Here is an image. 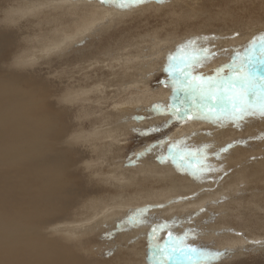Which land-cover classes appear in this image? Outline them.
Wrapping results in <instances>:
<instances>
[{
  "label": "rangeland",
  "instance_id": "1",
  "mask_svg": "<svg viewBox=\"0 0 264 264\" xmlns=\"http://www.w3.org/2000/svg\"><path fill=\"white\" fill-rule=\"evenodd\" d=\"M18 1L20 2V0H0V30L9 36H13L17 32L23 33L20 39L23 38V42L28 43L29 46L28 37L32 30L39 31L41 28L42 31L43 27L41 25L39 27V23L37 25H32V23L44 21L45 18L39 17L35 19L36 21L28 19L20 24H4L3 22H6L4 17H7L9 12L12 13ZM86 1L90 4L93 0ZM96 1L101 3V6L120 3V0H107L106 3H102L101 0ZM202 1L204 2L202 6L205 7L203 15L197 14L199 17L190 15L193 20L190 21L187 18V22L184 21L185 24H180L176 19L178 15H171V17L162 15L161 17L159 12H163L166 10L165 7L168 8L173 4V6L182 5L183 0H146L142 5L149 6L147 13L140 14L139 17L126 13L130 17L117 20V24L115 22L108 26H102L103 30L99 36L94 32L91 37L88 36L89 38L82 40H76L77 36L84 31L79 29L80 26H76L77 23L79 24L77 22L78 7L71 8L72 11L67 6L65 7L67 2L63 3L64 1H60L63 4L59 7H51L49 4L48 11L55 10L58 18L56 15H52V18L49 17V26L44 27L43 35L55 43L65 40L64 46L68 45L69 47L63 50H54L51 46V55L44 59L38 57V60L26 68L19 66L16 61L18 58L16 55L23 49H15L14 46H11V53L16 50L13 54L15 57L12 56V59L10 57L1 58L0 72L20 75L28 79L34 76L39 82L47 84L48 94L52 95H47L45 98L47 106L50 110L57 111L56 113L61 117L64 114L61 121L64 123L65 133L61 143L66 150L74 155L71 178L74 179L78 190L75 192L74 199L70 200L69 211L62 213L59 219H56L59 222L53 224L51 221L44 228L57 226L62 229L63 231L59 229L57 231L56 227L52 232L54 234L55 231L56 234L62 232L63 235L60 234L62 239H65L63 236L68 239L65 240L66 242L64 241L65 244L72 248L75 255H79L78 257L81 259H87L90 264H152L154 255L158 254V249L149 246L147 238H133L132 242L126 243L120 238L122 234L115 235L116 232L112 229H108V234L106 226L108 222L103 224L98 231L93 228L85 231L83 239L81 234L73 235L67 232L73 227L79 229L82 225L84 226V223L78 224V222L85 219L89 220L85 222V225L92 223L95 217L92 216L90 209L95 199L98 200L100 197L106 199L107 202L114 195H121L126 199L132 197L133 200L129 206L138 204L136 201L143 205L145 203L151 205L150 207L147 205L148 208L141 207V210L146 209L143 223L147 222L150 227L158 228L156 243L160 248H166L168 255L174 257V259L167 260V264H190V261L181 257L179 251H173L174 247H182L188 243L205 254L202 257L193 256V260H196L198 264L200 260H203L204 264H264V118H261L257 113L256 116L232 124L225 130L223 128L229 126L228 122L218 123L222 125V128H219V134H210L214 130L208 127L210 125H206L209 121L189 119L188 117L177 121L175 118L169 119L166 114L169 104L180 103L179 100L173 101L172 90L165 83L167 73L163 69L168 65L170 55L175 57L172 64L176 67L178 76L185 70L184 62L192 64L193 57L202 61L195 65L194 75L228 76L231 72L224 66L233 63L234 59L237 64L241 60L247 64L248 61L244 58L251 50L252 63L248 67L255 72L256 76L264 77V64L259 63L260 56L257 55L258 52L261 54V37H264V0H233V2L232 0H200L199 4ZM163 2H166L163 11L158 10L157 12L156 7ZM78 5L81 6V4ZM60 7H65L66 12ZM83 7L85 6L83 5ZM104 8L103 11L111 10ZM119 8V13L130 10L120 6ZM224 9L226 11L230 9L232 13L221 15L219 12L225 11ZM48 15L49 13L46 17ZM215 17H218L219 20L215 21ZM99 19L103 18L99 17ZM102 21L105 22L104 19ZM89 23H93L92 27L101 25L99 21H92L88 22L86 26ZM202 23L208 29L201 26ZM81 25L83 24L81 23ZM193 27L200 30L199 33L205 31L204 41L208 40L206 36L211 34H213L211 38L215 37L212 41L208 40L210 44L206 47L207 52L195 53L196 48L199 50V46L195 45L196 42L187 45L188 41H183L186 38L189 40L188 34L191 36L193 31L195 34L197 33ZM78 29L79 31H77ZM88 30H92V28H88ZM218 37L220 38L218 39ZM71 38H74L72 42ZM164 40L171 45L177 41L183 46L181 45L182 48L179 46L180 50L177 52V45L173 44L176 47L172 46L171 48L166 44L164 47ZM16 41L14 37L13 43H17L20 48L26 45V43ZM204 41L201 50L204 49ZM253 41H255L254 45ZM237 53H239V57ZM217 69H222V71L217 72ZM86 90L92 91L89 92L88 99L86 95L78 96V92ZM179 95L181 99H186L183 93ZM126 103L136 106L134 111L144 113L138 115L124 111L122 115H118V118L114 117L115 107L125 106ZM108 121H111L109 124L113 125L118 122L123 124L122 127L114 131L118 136L112 140V146L109 148L105 146L108 140L105 136H99L95 141H92V138H87L97 130L106 129ZM152 126H156L157 130L145 134ZM222 130L225 132L222 133ZM202 135H207V137L203 138ZM212 135L215 136L213 140L211 139ZM191 138H196V142H189V140H193ZM194 143L218 145L217 150L219 151L212 148H199L200 145L195 146ZM154 145L155 147H153ZM94 146L97 150H94ZM170 149L184 155V160H180L178 157L177 164L180 165V162L187 161L188 164L183 168L189 166L188 169H192L193 166L195 169L199 168L198 156L202 158L203 151L209 152L212 156L210 164L215 171L205 174L203 179H193L190 176L191 171L182 172L180 167L170 166L171 159L163 163L158 159L160 156H169ZM100 150L101 153H99ZM91 153L93 154L91 155ZM95 154H97L96 157ZM218 154L229 156L221 160L222 167L218 161L213 160L218 157ZM227 159L230 160V162L228 160L230 164L227 162L224 164V160ZM117 164L121 166L120 169L115 166ZM146 164L159 167L157 170L167 166L171 172L157 173L154 171L151 176H145L137 170ZM259 166L262 168L260 169ZM122 169L127 172L119 174ZM113 172H116L117 175L123 174L121 177H124L129 185H119L118 183L114 185V182L111 184ZM108 178H110V182ZM117 185H119V189ZM229 187H233L232 192L228 191ZM148 194L154 196L147 198ZM227 196L229 198H225ZM119 202L121 201L119 200ZM169 202L172 203L169 204ZM125 203L128 204V201ZM132 209L137 210V208ZM138 212L132 213L133 216ZM199 213L200 215H198ZM184 216L188 218L185 219ZM149 226L146 227V231H150ZM142 227L144 228V225ZM221 229L222 231H219ZM214 231L216 232L213 233ZM45 232L48 235L49 232ZM96 232L105 236L102 238ZM169 232H171V238H169ZM56 234L54 235L55 239L59 240L60 244L63 243V240L59 238L60 235L56 237ZM112 240L113 244L111 245Z\"/></svg>",
  "mask_w": 264,
  "mask_h": 264
},
{
  "label": "bare ground",
  "instance_id": "2",
  "mask_svg": "<svg viewBox=\"0 0 264 264\" xmlns=\"http://www.w3.org/2000/svg\"><path fill=\"white\" fill-rule=\"evenodd\" d=\"M60 1H64L63 3L67 2L68 5L66 3L65 7L67 6L69 9H71L73 7H75V8L78 7L77 22H79V24L77 23L76 26L77 27L80 26L79 29L84 30V31L82 33H80L81 35L77 36V39L75 38L76 36H74V38L76 40L87 39V37L88 36L91 37V35L94 32H95L94 33L95 35L99 36L101 30H103L102 26H108V25H111V23H115V22H116L115 24H117L118 23L117 20L118 21L124 20V19L130 17V16L126 15V13H131V14L139 17L140 14L142 15L145 12L147 13V10L149 8V6L144 7V5H142V4L131 5V6H125L126 9H130L128 12L119 13L120 12V8H119L120 3L119 4L116 3V4H112V5L107 4V6H101V3H99L96 0H93V1L90 0L91 1L90 4L87 3L86 0H58V1L57 0H20V2L18 1L17 5L12 10V13L9 12L7 17H4L6 19V22H3V23L4 24H6V23L20 24L23 21L26 22V20H28V19L35 20L39 17L43 18V19L45 18L44 21L37 22L35 20L36 22L32 23V25H37L39 23V25H38L39 27H40V25L43 26L42 31H41V28L39 29V31L38 30H36V31L32 30L31 35L28 37L29 46H28V43L25 42L26 45L23 48H20L17 43L16 44H15V42L13 43V39L15 37V39L17 41L24 43L23 38L20 39L22 37L23 33L17 32V34H14L13 36H9L0 30V61H1V58L10 57L12 59V56L16 50L11 53V46L12 47L14 46L15 49H23L21 53L16 55V56H18V58L16 59L17 64L19 66H22L23 68H26V66H29L31 63L33 64L34 61L38 60V57L42 58V59L47 58L49 55H51V48L52 47L54 50L67 49L69 46L68 45H66L67 47L64 46L65 40H61V42L55 43V42H51L50 38L43 35L44 27L49 26V24H48L49 17H51L52 15H56L55 10L52 9V11L49 12L48 7L49 6L59 7L60 5L62 6L63 3H61ZM199 1L200 0H187V2H186V0H183L184 3L182 2L183 3L182 5L176 4L175 6H173L174 5L173 4V5L169 6L168 8L165 7L166 10H164V11H163V9H164V5L166 4V2H163L162 4L157 6L155 10H157V12H158V10L163 11V12H159V15L161 17H162V15H164V17H171V15H174V16L178 15L176 17L177 22L178 23L180 22V24H185L187 22L186 21L187 18H188V20L191 21L192 18L190 17V15H197V14L203 15V11H204L205 7L202 6V3L204 5V2L202 1L201 4H199ZM234 1H236V0H234ZM232 2H233V0H232ZM78 4H81V6H79ZM82 4L85 7H83ZM110 6H112V7H110ZM217 6L219 7V5H217ZM97 7H99L100 9ZM60 8H62L64 10V12H66L63 7H60ZM103 8L104 9L110 8L111 10L110 11L109 10L103 11L102 10ZM135 9H138V10H135ZM224 10L225 11H220L219 13H221V15H223L224 13H227L226 15H228V13H232L230 11V9H228L227 11H226V9H224ZM213 12H215V11H213ZM245 12H247V11H245ZM48 13H49V15H48V17H46V15ZM219 13H217V14H219ZM197 16L199 17V15H197ZM99 17H102L105 22L102 21L103 19H99ZM200 17H201V15H200ZM228 17H230V16H228ZM56 18H58L57 15H56ZM215 18H216L215 21L219 20L218 17H215ZM92 21H97V22L99 21V22H101V25H99L97 27L96 26L92 27L93 23L92 24L89 23V25L86 26V24H88V22H92ZM184 21H186V22H184ZM190 21H188V22H190ZM85 22H87V23L85 24ZM72 23H74V22H72ZM81 23L84 26L81 25ZM213 23H211V24H213ZM38 26H36V27L39 28ZM201 26H205V25H203V23H202ZM77 27H76V29H77ZM88 28L89 29L92 28V30H88ZM76 29H75V31H76ZM79 29L77 31H79ZM194 30H196V29L194 28ZM191 31H193V30H191ZM195 32H197V33L195 34L193 31L194 34L192 33L191 36H190V34H188V36H189V40H195L196 41L195 45L199 46V50H197V48H196L194 52L195 53L197 52L198 54H200L201 51L207 50L206 47L208 44H210L208 40L212 41V39H215V37L211 38V35L213 36V34H211L210 36H206L208 40L204 41V39H205L204 36L206 34L205 31L203 33H199L200 30H196ZM56 35H58V33H56ZM26 37H27V35H26ZM74 38H71V40L70 39L69 40L72 42V40ZM154 38H155V36H154ZM197 38H199V39H197ZM219 38L220 37H218V39ZM28 39H26L27 42H28ZM189 40H187V38H186L183 41H186V42L188 41L187 45H190L191 43H189ZM203 41H204V49L202 48V50H201V46L203 44ZM160 43H162V42L160 41ZM48 44H51V45H48ZM156 44L158 45V43H156ZM166 44H167V42L164 40L163 46L165 47ZM173 44L178 46L177 52H179V50H180L179 46H181L182 43H178L177 41H174ZM173 44L171 45L170 43H168L166 46L170 45L169 47L172 48V46H175ZM195 45H194V47H195ZM182 46H181V48H182ZM253 51L255 52V50H253ZM205 52H207V51H205ZM258 53L260 54V52H258ZM258 53H257V55L259 57L260 55ZM54 55H55V53H54ZM13 57H15V56H13ZM128 57H130V56H128ZM9 61H8V63H9ZM206 61H207V59H206ZM18 65H16V66H18ZM4 74L5 73L0 72V264H90L87 259H85V258L81 259L78 257L79 255H75V252L72 250V248H70L69 246H67L65 244V242L68 239L66 238V236H63V237H65V239H62V236H61V235H63L62 232L56 234V231H55V234H56V237L61 234L60 235L61 237L59 236V238H61L63 240L62 241L63 243L60 244L58 242L59 240L57 241V239H55V236H54L55 234L52 231L57 226L44 228L45 226H48L51 223V221L53 224L56 222H59V220L57 221L56 219H59V217L62 215V213H66L67 211H69L68 208H69V206H71L70 200H71V198L74 199L75 192H77V190H78L77 185L74 182V179L71 178V174L73 171V165L72 164H73L74 155L72 153H70L68 150H66L65 146H63L61 143V141L63 139V135L65 133L64 123L61 121V118L64 116V114L61 117L60 115H58L56 113L57 111L54 112V111L49 109V106H47L48 103L45 101V98L47 97V95L52 96V95L48 94L47 88H49V87L47 86V84L45 85V84L39 82L36 78H34V76H31L30 79H28V78H24V77H22L20 75H16V74H14V75H9L8 73H6L5 75ZM89 92L91 93L92 91L86 90L85 92H81V93L78 92L79 93L78 96H85L86 95V97H87L89 95ZM88 98L89 97H87V99ZM60 99H62V98H60ZM136 100H138V99H136ZM158 100H159V98L157 99V101ZM126 104H125V106L120 105L118 108L115 107L116 105L114 106L115 110H116L114 117L117 116V118H118V115H122L124 111L125 112L129 111L131 114H138V115H142L144 113V112L141 113L140 111L136 112V111H134V109H136V106L130 105V103L127 105ZM52 107H53V105H52ZM79 109H80V107H79ZM60 110H61V108H60ZM60 110H59V112H60ZM65 110H67V108H65ZM115 110H114V112H115ZM137 110H138V108H137ZM61 111H63V110H61ZM77 111H78V109L76 110V112ZM64 113L66 114V111ZM67 116H68V113H67ZM67 116H66V118H67ZM127 116H129V115H127ZM74 117H75V115H74ZM76 117H77V115H76ZM78 118H80V117H78ZM114 121H116V120H114ZM110 122L108 121V126H106L107 127L106 129H104L102 131L97 130L93 134L88 135L87 138H92V141H95L97 137H99V136L104 137L105 136V138L108 139L105 146L108 148H109V146L111 147L112 146L111 145L112 140L116 139L118 136L116 134V132H114V131L117 128L122 127L123 124L122 123L120 124L117 121L118 123L115 124L113 122L114 123V125H113V124H109ZM228 124H229V126H225V128H223L224 130L227 129L228 127L230 128V125H232L233 123L228 122ZM206 125H210L208 127L212 128L214 130L213 133H210V134H215V133L219 134V132H220L219 128H222V125H219L218 123L214 124V123L208 122V123H206ZM223 132H225V131L222 130V133ZM226 132H227V130H226ZM207 135H202V136L204 138V137H207ZM197 138L200 139L201 137L200 138L197 137ZM213 138H215V136L212 135L211 139L213 140ZM191 139H193V138H191ZM211 139H209V140H211ZM90 141H91V139H90ZM189 142H196V138H194L193 140H189ZM88 143H89V141H88ZM86 144H87V142H86ZM178 144L180 145L181 143H178ZM188 144L191 145V143H188ZM194 144H196V143H194ZM198 145H200L199 148H201V147L207 148V149L212 148V149H215L216 151H219V150H217V148H219L218 145H208L206 143H204V144L203 143L202 144L197 143L195 146H198ZM205 146H207V147H205ZM94 150H97L96 147L94 148ZM152 151H154V150H152ZM203 152L204 153H202V155L200 154L202 156V158L199 156L197 158L198 161L200 160L198 165H200L202 162H207V163L212 162V161H210L212 159L211 153L206 152V151H203ZM99 153H101V150ZM147 153L149 154V152H147ZM217 153H219V152H217ZM92 154L93 153H91V155ZM194 154H196V153H194ZM94 156L96 157L97 154H95ZM102 156H104V155H102ZM195 156H197V155H195ZM205 156L207 157L206 161H204ZM228 157L229 156L226 154H224V155L218 154V157H216V159H213V160L218 161V164H220V167H222L221 160L228 158ZM201 160H202V162H201ZM228 160L229 159L224 160V164L226 162L228 163ZM86 162H87V160H86ZM229 162H230V160H229ZM181 163L184 165H182ZM197 163H196V165H197ZM187 164H188L187 161L184 163L180 162V165H178L177 163L170 162V166H173V167L175 166V168L180 167L182 172H189V171L195 169V168H193L195 166H193L192 169H188L189 166L188 167L186 166L187 168H183V166H185ZM228 164H230V163H228ZM115 166L118 167L119 169L121 168V166L119 164H117ZM157 168H159V167L146 164V166L140 167V169H138L137 171L140 172L142 175H145V176H147V175L151 176L152 172H154V171L157 173H160V172L161 173H167V172L170 173L171 172L170 169L167 168V166H163V168H160V170H157ZM261 168L262 167H260V169ZM254 171L255 170H253V172ZM124 172H127V171L122 169L119 172V174L124 173ZM121 175L123 176V174H121ZM121 175H117L116 172L115 173L113 172V174H111L112 181L110 180V178H108V181L109 182L111 181L110 182L111 184L114 182L113 183L114 185L117 183L119 185H124V184L129 185V183H127V181L124 179V177H121ZM117 176H120V177H117ZM180 177L183 178L182 176H180ZM191 178H193V177L191 176ZM75 180H76V178H75ZM77 181H78V179H77ZM108 181H107V183H108ZM119 185H117L118 187L116 186L118 189H119ZM83 187H84V185H83ZM234 187H237V186H234ZM86 188H87V186H86ZM232 190H233V187L228 188L229 192H232ZM226 191H227V189H226ZM83 192H85V190ZM92 193H94V192H92ZM82 195H84V194H82ZM153 196L148 194L147 198H152ZM230 196H232V195H230ZM82 197H84V196H82ZM210 198L212 199V197H210ZM225 198H229V196H227ZM76 199L79 200V198H76ZM231 199H232V197H231ZM119 200L121 202H119ZM132 200H133L132 197H130L129 199H126V197L123 198L121 195H114L113 197H110V199H108V201L106 202V199L99 197L98 200L95 199V201L93 202L92 207L90 209V211L92 212V216L95 217L92 220V223H88V224L86 223V225H87L86 226L85 222H87L89 220L85 219L82 222H78V224L84 223V226L82 225L83 228L80 227L79 229H77L76 227H73L70 230H68L67 232H70L73 235L77 234V233L81 234V237L83 239V235H84L85 231L92 229V228H93V230L96 229L98 231L103 224L108 222L106 225L108 227L107 233H108V229H112L113 231L116 232V234L114 233L115 235L122 234L120 238L124 242L126 241V243L132 242L133 238H139V237L142 238L143 237L144 239H146V238L148 239V233L150 231L149 230H147L149 232L146 231V227L149 226V225H147V222L145 224L144 223L141 224L142 226L144 225V228H143L140 225L136 226V225L130 224L128 222V220L130 217L136 216V214L133 216L132 213H135L136 211L140 212L141 207L148 208L147 205H149V204L145 203V205H143V203H139V201H136V203H138V204L129 206V203H131ZM72 201H74V200H72ZM127 201H128V204L125 203ZM75 203H77V202H75ZM170 203H172V202H169V204ZM117 204H119V205H117ZM150 206L151 205H149V207ZM132 208H137V210L132 209ZM73 209H74V207H73ZM199 210H201V209H199ZM145 211H146V209H145ZM193 211H195V210H193ZM202 211H200V212H202ZM186 212H187V210H186ZM186 212H184V213H186ZM192 213H194V212H192ZM192 213H190V214H192ZM149 215H151V214H149ZM193 215L195 216L196 214H193ZM198 215H200V213ZM152 218H154V217L152 216ZM186 218H188V217L186 216L185 219ZM65 220H67V219H65ZM60 223H62V222H60ZM42 228H44V229H42ZM148 228H152V227L149 226ZM58 229L59 228L57 227V231H58ZM59 230H62V229H59ZM117 230H119L120 232ZM45 231L49 232L48 235L46 234ZM101 231H103V230H101ZM216 231H214L213 233H215ZM219 231H222V229ZM50 232H52V233H50ZM194 232H197V231H194ZM200 232H201V230H200ZM96 234L98 235L100 233L96 232ZM100 235L102 236V238H103V236H105L102 234H100ZM110 236H111V234H110ZM106 237H109V236H106ZM115 237H113V238H115ZM230 243H232V242H230ZM67 244H68V242H67ZM108 244H109V242H108ZM112 244H113V240L111 241V245Z\"/></svg>",
  "mask_w": 264,
  "mask_h": 264
},
{
  "label": "snow or ice",
  "instance_id": "3",
  "mask_svg": "<svg viewBox=\"0 0 264 264\" xmlns=\"http://www.w3.org/2000/svg\"><path fill=\"white\" fill-rule=\"evenodd\" d=\"M101 2L106 3L107 0H101ZM144 2L146 0H120L119 6L124 8L125 6L138 5ZM195 42V40H189V43L194 44ZM254 44L255 41H253ZM237 56L239 57V53H237ZM251 56L252 51L249 50L244 58L247 59V64L243 60L237 64L234 59L233 63L225 65L224 67L231 72L228 76L194 75L195 65L202 61L197 57H193L192 64L187 61L184 62L185 70L178 76L177 69L172 64L175 57L170 55L168 65L163 69L167 73L165 83L172 90L173 101L179 100L180 103L173 102L167 106L168 111L166 114L168 118H175L180 121L188 117L189 119H200L214 124L225 121L233 124L240 123L249 117L256 116L257 113L261 118H264V77L256 76L255 72L248 67L252 63ZM259 63L264 64V37H261ZM216 71L220 72L222 69ZM180 93H183L186 99H181ZM156 130V126H152L145 134ZM140 131L144 132L145 130ZM178 157L180 160H184L183 154L170 149L169 156H160L158 159L162 163L168 159H171L173 163H177ZM206 160L207 157L205 156L204 161ZM214 171L215 169L210 163L202 162L200 167L191 170L190 174L193 178L203 179L205 174ZM144 212L145 210H141L136 216L130 217L128 222L136 226L143 224ZM157 231L158 228L153 227L148 233L149 246L158 249V254L154 255L152 264H167V260L174 259V257L168 255L166 248H160L156 243ZM168 235L171 238V232ZM173 251H179L181 257L190 261V264H198L196 260H193V256L202 257L205 255L190 243L182 247H174ZM216 255H219V253H216ZM199 264H204V261L200 260Z\"/></svg>",
  "mask_w": 264,
  "mask_h": 264
}]
</instances>
